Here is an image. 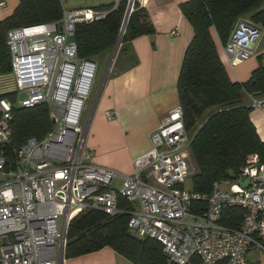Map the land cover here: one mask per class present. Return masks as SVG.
<instances>
[{
  "label": "built area",
  "instance_id": "2783aa9c",
  "mask_svg": "<svg viewBox=\"0 0 264 264\" xmlns=\"http://www.w3.org/2000/svg\"><path fill=\"white\" fill-rule=\"evenodd\" d=\"M121 1L114 0V8ZM134 4L144 8L145 0H126L129 16ZM105 15L63 9L58 21L7 31L11 72L17 90L27 96L19 105H47L52 129L41 139L14 146L17 95L14 102L0 97V264H63L69 223L87 210L128 215V232L160 243L170 263L187 264L197 256L202 264H246L252 247L264 250V162L259 155L246 157L228 190L222 191L220 182L208 193L185 189L197 168L178 105L150 133L151 147L134 158L130 173L94 162L80 124L97 64L78 57L73 36L76 25ZM261 36L258 26L238 20L223 47L227 64L235 67L252 57ZM246 96L249 108L264 116V96ZM238 180H247V186ZM227 209L241 210L237 226L219 222Z\"/></svg>",
  "mask_w": 264,
  "mask_h": 264
},
{
  "label": "trees",
  "instance_id": "16d2710c",
  "mask_svg": "<svg viewBox=\"0 0 264 264\" xmlns=\"http://www.w3.org/2000/svg\"><path fill=\"white\" fill-rule=\"evenodd\" d=\"M179 8L193 31L176 83L184 128L192 139L190 152L197 168L190 179V189L208 193L214 182L232 180L229 171L238 175L248 155L257 154L264 162V141L251 120V109L243 102L246 94L264 96V65L259 64L245 82L231 81L211 35L214 29L225 45L236 22L244 17L264 33V0H189ZM95 9L106 12L105 17L75 28L73 41L79 58L95 60L113 51L126 13V0L115 8L111 3ZM62 10L60 0H18L13 13L0 21V70H11L6 43L8 30L58 21ZM154 32L145 8L134 4L121 43ZM0 97L15 101V94ZM11 127L14 146L31 137L41 139L52 129L50 110L45 104L32 108L14 105ZM126 206L121 202V207ZM241 216V210L227 209L221 213L219 222L235 227ZM128 220L125 214L109 217L93 210L79 214L69 223L64 259L110 248L132 264H173L160 243L131 235ZM187 264L201 261L193 256Z\"/></svg>",
  "mask_w": 264,
  "mask_h": 264
},
{
  "label": "crops",
  "instance_id": "0c3cea01",
  "mask_svg": "<svg viewBox=\"0 0 264 264\" xmlns=\"http://www.w3.org/2000/svg\"><path fill=\"white\" fill-rule=\"evenodd\" d=\"M3 1L5 6L0 7V21L9 17L18 5V0ZM187 1L145 0L144 8L154 34L120 42L114 54L112 51L100 55L109 58L108 67L93 105L90 136L88 123L84 128L85 146L93 151L96 164L130 173L134 158L149 151L150 133L158 128L171 109L179 105L176 83L184 52L193 36L192 27L179 8ZM211 35L230 80L247 81L258 67L255 57L263 55L264 48L259 51L257 44L252 57L230 67L214 29H211ZM106 113L113 117L107 119ZM65 263L132 264L110 248L65 260Z\"/></svg>",
  "mask_w": 264,
  "mask_h": 264
},
{
  "label": "rangeland",
  "instance_id": "374dc122",
  "mask_svg": "<svg viewBox=\"0 0 264 264\" xmlns=\"http://www.w3.org/2000/svg\"><path fill=\"white\" fill-rule=\"evenodd\" d=\"M114 0H62V8L65 10L79 8V9H95L97 6L102 4H111ZM239 20H245L251 23L247 17L240 18ZM253 24V23H252ZM235 26V25H234ZM257 26V25H255ZM259 27V26H258ZM231 35V34H230ZM230 38V37H229ZM224 46V45H223ZM258 49L261 51L264 48V33L262 31L261 39L258 42ZM256 62H258V65H264V54L263 55H257L255 57ZM95 62L97 64V74L94 79L93 87L91 89L90 95L85 101V105L83 108L82 118H81V128L84 129L85 126L88 123L87 130L88 136L92 133V117H93V105L95 103V98L97 95V92L99 90L103 75L108 67L109 58L104 56H98L95 59ZM17 95L15 106L20 107L19 103H21L23 100L26 99L25 93H20L15 85V79L13 76V73L11 70L1 71L0 70V96L7 95V94H15ZM244 104L249 107V99L246 95H244ZM251 120L253 124L258 129V134L261 138L264 140V116L260 114L256 110L251 109ZM221 190L225 191L229 189V186L232 184L231 181H221ZM185 189H189L191 187V184L189 181H186L184 184ZM68 259V260H73ZM246 264H264V250L259 247H252L249 251H247L246 256ZM66 260V259H65ZM66 264V263H65Z\"/></svg>",
  "mask_w": 264,
  "mask_h": 264
},
{
  "label": "water",
  "instance_id": "95a60500",
  "mask_svg": "<svg viewBox=\"0 0 264 264\" xmlns=\"http://www.w3.org/2000/svg\"><path fill=\"white\" fill-rule=\"evenodd\" d=\"M128 19H129V15L126 12L125 15H124V18H123V23H122V27H121V30H120V35H119L118 40H117V43H116V45H115V47L113 49V54L116 52V50H117V48H118V46H119V44L121 42L122 36H123V34L125 32V28H126ZM235 176L236 175H235V173L233 171H229V177L231 179H234ZM238 183L241 184L243 187H246L247 184H248V181L247 180L246 181H240V180H238Z\"/></svg>",
  "mask_w": 264,
  "mask_h": 264
}]
</instances>
